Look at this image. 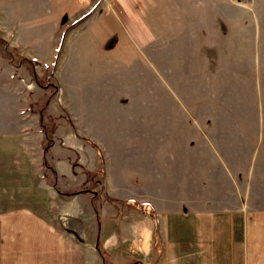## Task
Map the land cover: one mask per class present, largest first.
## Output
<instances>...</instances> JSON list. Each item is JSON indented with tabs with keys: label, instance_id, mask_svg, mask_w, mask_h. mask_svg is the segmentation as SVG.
<instances>
[{
	"label": "rangeland",
	"instance_id": "1",
	"mask_svg": "<svg viewBox=\"0 0 264 264\" xmlns=\"http://www.w3.org/2000/svg\"><path fill=\"white\" fill-rule=\"evenodd\" d=\"M0 39V211L264 208V0H0Z\"/></svg>",
	"mask_w": 264,
	"mask_h": 264
},
{
	"label": "crops",
	"instance_id": "2",
	"mask_svg": "<svg viewBox=\"0 0 264 264\" xmlns=\"http://www.w3.org/2000/svg\"><path fill=\"white\" fill-rule=\"evenodd\" d=\"M256 91H264V82ZM192 157L193 189H199L198 153ZM54 168L61 176L72 173ZM117 176L114 192L124 178ZM84 207L93 210L94 226L85 208L64 228L26 206L0 211V264H264V208L248 199H180L177 210H125L118 200Z\"/></svg>",
	"mask_w": 264,
	"mask_h": 264
},
{
	"label": "trees",
	"instance_id": "3",
	"mask_svg": "<svg viewBox=\"0 0 264 264\" xmlns=\"http://www.w3.org/2000/svg\"><path fill=\"white\" fill-rule=\"evenodd\" d=\"M0 41H2L4 43V41L2 39H0ZM88 143H90L89 141H87ZM98 156H100V154H98Z\"/></svg>",
	"mask_w": 264,
	"mask_h": 264
}]
</instances>
